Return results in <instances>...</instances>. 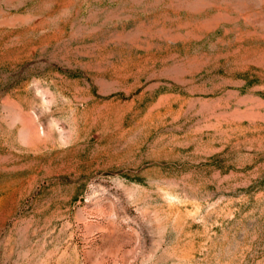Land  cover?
<instances>
[{
  "label": "rangeland",
  "instance_id": "obj_1",
  "mask_svg": "<svg viewBox=\"0 0 264 264\" xmlns=\"http://www.w3.org/2000/svg\"><path fill=\"white\" fill-rule=\"evenodd\" d=\"M0 264H264V0H0Z\"/></svg>",
  "mask_w": 264,
  "mask_h": 264
}]
</instances>
